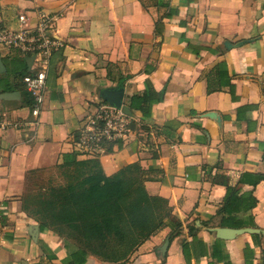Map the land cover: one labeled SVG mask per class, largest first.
<instances>
[{
  "label": "crops",
  "instance_id": "1",
  "mask_svg": "<svg viewBox=\"0 0 264 264\" xmlns=\"http://www.w3.org/2000/svg\"><path fill=\"white\" fill-rule=\"evenodd\" d=\"M20 15L56 17L62 47L34 117L22 78L37 64L0 46V95L19 94L0 116L22 123L0 132V264H264V0H0L2 30ZM122 80L129 132L81 154L101 90ZM94 159L107 177L140 168L170 212L119 261L28 209L39 176Z\"/></svg>",
  "mask_w": 264,
  "mask_h": 264
},
{
  "label": "trees",
  "instance_id": "2",
  "mask_svg": "<svg viewBox=\"0 0 264 264\" xmlns=\"http://www.w3.org/2000/svg\"><path fill=\"white\" fill-rule=\"evenodd\" d=\"M75 165L60 212L48 221L66 225L91 252L124 259L170 217L165 202L148 196L137 166L107 177L95 159Z\"/></svg>",
  "mask_w": 264,
  "mask_h": 264
},
{
  "label": "built area",
  "instance_id": "3",
  "mask_svg": "<svg viewBox=\"0 0 264 264\" xmlns=\"http://www.w3.org/2000/svg\"><path fill=\"white\" fill-rule=\"evenodd\" d=\"M55 20L56 17L40 15L36 26L30 27L28 17L20 15L18 30L0 31V46L31 57L37 64V70L22 78L33 100L31 114L34 117H39L45 104L49 61L62 47L61 41L54 36ZM84 123L77 146L81 154L91 157L101 155L106 151L107 144L125 139L129 132L128 117L108 103L97 107L95 114L90 115ZM21 125L18 119L8 120L0 116V132L19 129Z\"/></svg>",
  "mask_w": 264,
  "mask_h": 264
},
{
  "label": "rangeland",
  "instance_id": "4",
  "mask_svg": "<svg viewBox=\"0 0 264 264\" xmlns=\"http://www.w3.org/2000/svg\"><path fill=\"white\" fill-rule=\"evenodd\" d=\"M71 176L73 177L72 172L60 169L39 176L30 189L28 203L30 214L43 221L50 220L52 214H59L64 202L66 188L72 182ZM150 223L153 225L155 223L154 219Z\"/></svg>",
  "mask_w": 264,
  "mask_h": 264
},
{
  "label": "water",
  "instance_id": "5",
  "mask_svg": "<svg viewBox=\"0 0 264 264\" xmlns=\"http://www.w3.org/2000/svg\"><path fill=\"white\" fill-rule=\"evenodd\" d=\"M6 73L5 64L0 56V74ZM124 95H125V86L124 81L122 80L115 88H106L101 90L100 96L101 98L108 103L111 107L116 110H121L123 114L127 117H132L131 110L128 106L124 104ZM15 98H19V94L12 93H4L0 95V99L3 100H12ZM209 117H212L209 115Z\"/></svg>",
  "mask_w": 264,
  "mask_h": 264
}]
</instances>
